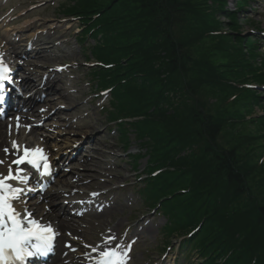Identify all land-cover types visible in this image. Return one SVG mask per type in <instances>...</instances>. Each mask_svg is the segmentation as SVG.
<instances>
[{
  "label": "trees",
  "instance_id": "obj_1",
  "mask_svg": "<svg viewBox=\"0 0 264 264\" xmlns=\"http://www.w3.org/2000/svg\"><path fill=\"white\" fill-rule=\"evenodd\" d=\"M56 1L58 18L81 26L109 124L138 147L135 170L145 159L157 174L140 194L168 219L166 247L187 236L202 264H264V115H250L264 58L238 25L248 0L234 11L228 0Z\"/></svg>",
  "mask_w": 264,
  "mask_h": 264
},
{
  "label": "rangeland",
  "instance_id": "obj_2",
  "mask_svg": "<svg viewBox=\"0 0 264 264\" xmlns=\"http://www.w3.org/2000/svg\"><path fill=\"white\" fill-rule=\"evenodd\" d=\"M237 1L228 0L227 9L234 11ZM248 2L239 13L238 25L244 31L243 36L249 34V29L252 27L248 24L249 20L264 31V0ZM57 7L58 1L55 0H0V57L5 47H11L10 42L16 43L14 64L10 68L17 69L25 62L28 65L27 71L32 70L37 73V80L34 79L36 83L33 84H38L36 87H39V90L37 89L38 91L32 94L33 98H30L39 101L49 94L48 90L52 87L61 92V96L51 101L50 108L43 110L38 120H32L26 125L27 131L46 133L50 145H57L60 149V153L56 150H53V153L64 160L70 159L65 165L66 175L61 177V180L67 178L76 181L80 174L93 176L84 185L79 183L77 188H64L69 193L68 196L99 190L102 197L98 200L117 205V209L111 212L109 217H105L108 219L107 228H113L117 223L122 224L115 245L119 243L124 246L128 240L138 237L132 264H202L201 259L196 256L197 252L184 251L180 248L181 242L176 238L170 240L169 249L163 250L166 238L164 228L168 224V219L161 213L150 212L140 195V189L144 187L147 179V160H140L138 172H135L133 161L126 155L127 151L121 145L119 135L112 129L103 110L109 105V96L94 94L98 89L95 88V82L89 75V69L94 64L86 62V55L75 38L77 32L79 33L80 25L73 19L58 18V12L55 11ZM218 19L223 22V29L227 30L225 15L219 14ZM254 38L258 41L259 50L264 58V39L256 36ZM36 42L46 44L37 49L34 46ZM36 51L44 52L48 57L32 55L38 53ZM18 74L21 81L29 77V74L22 70ZM253 89L256 93L264 95L263 88L253 87ZM59 111L61 116H53L51 120L49 116ZM251 113V117L264 115V98L252 107ZM9 117H3L0 121H8ZM253 128L255 126L251 125L245 128V131H253ZM38 138L41 136L38 135ZM40 149L46 151L43 145ZM67 149L77 154L81 152V156L73 159L72 152L71 155H64ZM261 150H257V153ZM129 152L137 154V146H132ZM88 162L92 163L91 167H85ZM0 171L2 172L1 169ZM40 198L30 197L28 202L35 203L40 201ZM54 206L59 207L67 215L74 214L79 209V207L74 209L67 207L65 210L63 201L51 207ZM83 218L84 220L80 221L73 217L89 231L94 229V235L91 239L85 240L80 234L74 239L80 240L81 247L92 245L96 250L101 244L100 239L106 238V235L100 227L90 223L94 221L95 216L89 214ZM70 234L73 233H68L69 236ZM180 253L191 259L186 257L182 259Z\"/></svg>",
  "mask_w": 264,
  "mask_h": 264
},
{
  "label": "bare ground",
  "instance_id": "obj_3",
  "mask_svg": "<svg viewBox=\"0 0 264 264\" xmlns=\"http://www.w3.org/2000/svg\"><path fill=\"white\" fill-rule=\"evenodd\" d=\"M20 31V30H19ZM24 39V38H22ZM21 42V41H20ZM11 47L10 48H4V53L2 57H5L4 60L0 61L3 64V67L9 66L14 63L13 55H15L16 51V43L10 42ZM46 43L44 42H36L34 43L35 48H41L42 45ZM38 52V51H36ZM35 52V53H36ZM46 53L39 51L36 54L38 57H48L45 56ZM34 57V56H32ZM31 58V57H29ZM9 60V62H8ZM28 62H31L32 65H35L32 61L28 60ZM26 66L28 65L24 62L22 66L18 68V70H15V73L19 72L20 70L24 71L25 73L29 74V77L25 80L24 83L25 87L30 88V93H33V91L37 92L39 87H36L37 85L33 84L35 82V78L37 80V73L32 70H26ZM42 83V82H41ZM35 87V88H34ZM38 89V90H37ZM32 91V92H31ZM49 94L42 98L41 100H29L28 102L22 101L21 99H18L16 101L18 108H15L13 110L6 111L4 115L10 116V120L6 121H0V158L3 159L4 169L9 170L10 173H12L13 167L10 166L9 168H6V166L12 161L14 158H19L22 154V151L25 152V149H27L30 152H37L38 155H43L47 157V162H53L58 163L61 158L59 156H56L55 153H53V150L59 151L60 149L58 146H52L50 145L49 138L46 133L42 132H36L35 130L27 131V124H30L32 120H38L41 117V113L43 110H47V108H50L49 105L51 101H55L59 96H61V92H59L56 88L52 87L48 90ZM28 94V93H26ZM51 98V99H49ZM23 99V98H22ZM40 104V105H39ZM3 115V116H4ZM53 116L60 117L61 112L56 113L55 115L49 116L51 120L53 119ZM48 119V117L46 118ZM61 119V118H60ZM38 135L41 136V138H38ZM50 138H53L50 136ZM56 140V139H55ZM58 141V139L56 140ZM68 143V142H66ZM45 146L46 151H42L40 149V146ZM19 146V148H16ZM7 150V151H6ZM66 152V151H65ZM70 152L72 150H68L64 153V155H70ZM24 154V153H23ZM81 155L79 154L77 158H79ZM76 159V158H75ZM42 161V160H41ZM70 159L63 160L64 165L59 166L58 173L54 176L53 179H50L48 181V185L45 187V194L43 197L40 198V201L35 203H29L28 197L31 194L32 198L38 197L37 191L34 192L31 190V188L26 187L24 189V197H27L26 201H23L22 199H13L10 201L12 207L15 209L17 213H19V216H37L44 220L53 221L51 224L54 225L59 233L58 237V249L56 251L55 256L48 264H98V261H96L97 256L100 254V250L102 249H108L110 247L115 246V239L116 236L119 233V229L121 228L122 224L117 223L115 227L113 228H107V222L109 217V214L111 212H114L117 208L116 204H110V205H104L100 208H95L87 212H81L80 214H76V218L80 219V221H83L85 216L91 214V216H95V219L93 222V225L95 227H100L101 230L105 233L106 238L102 240V243L98 247V251L94 252V257L92 260L87 258H80V255L77 254V252H74V246L77 245L80 247V243L77 242L74 238H77L78 235H82L83 238L86 240L87 238H92L94 235V229L89 231L86 227H83V225L78 222L77 220H74L73 217L70 216L61 211L59 207H51L53 204L59 203L63 201V206L71 207L74 205V201L72 197L68 196L69 193H67L64 188H77L78 184L81 183L84 185L88 181V179L93 176L91 175H81L78 180L76 181H70L67 178L65 180H61V177H65L64 169L65 165L69 163ZM43 162V161H42ZM91 162H88L85 167H91ZM97 167V166H96ZM74 172V171H72ZM7 177L3 178L6 180ZM8 184L13 186L15 183L11 180H6ZM28 185V181H26V186ZM76 185V186H75ZM93 185V184H92ZM25 188V186H22ZM21 187V188H22ZM80 197H86L87 195L84 193L79 194ZM59 200V201H55ZM77 215H81L80 217ZM106 217V218H105ZM23 226L30 225L28 221L23 219ZM68 233H73L71 238L69 237ZM75 233V234H74ZM69 243L71 245V251L69 252ZM79 251L82 254L90 253V247H80Z\"/></svg>",
  "mask_w": 264,
  "mask_h": 264
},
{
  "label": "snow or ice",
  "instance_id": "obj_4",
  "mask_svg": "<svg viewBox=\"0 0 264 264\" xmlns=\"http://www.w3.org/2000/svg\"><path fill=\"white\" fill-rule=\"evenodd\" d=\"M7 69L0 62V89H3V83L7 78L5 76ZM3 97L0 96V103ZM7 151V150H6ZM32 159H28L29 157ZM44 162V170L48 171L47 157L39 155L37 152H29L25 149L24 159L15 161L16 164H22L27 161L33 167L39 169L40 161ZM17 177L9 175L6 180H15ZM0 179V264H15V261H23L26 256L34 254L46 255L52 247L54 233L51 228H41L35 220H30V228H25L19 218V213L12 207L10 201L18 199L24 191L21 188H13ZM26 178H20V183H25ZM35 241L33 244L32 242ZM34 248V252L29 248ZM95 251V249H93ZM101 260L98 264H125V254L115 250L101 252Z\"/></svg>",
  "mask_w": 264,
  "mask_h": 264
}]
</instances>
